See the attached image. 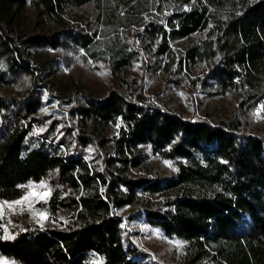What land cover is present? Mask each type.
<instances>
[{
	"label": "trees",
	"instance_id": "obj_1",
	"mask_svg": "<svg viewBox=\"0 0 264 264\" xmlns=\"http://www.w3.org/2000/svg\"><path fill=\"white\" fill-rule=\"evenodd\" d=\"M186 39L195 41L175 64L170 42ZM36 49L104 64L115 82L142 50L153 70L177 65L209 98H242L233 115L192 120L139 89H112L74 98L59 120L42 113V79L27 62ZM0 89V200L50 187L48 222L15 217L1 258L147 264L117 214L133 207L181 242L182 264H264V138L250 128L264 106V0H0ZM151 157L173 174H158Z\"/></svg>",
	"mask_w": 264,
	"mask_h": 264
},
{
	"label": "rangeland",
	"instance_id": "obj_2",
	"mask_svg": "<svg viewBox=\"0 0 264 264\" xmlns=\"http://www.w3.org/2000/svg\"><path fill=\"white\" fill-rule=\"evenodd\" d=\"M32 18L31 9L28 8ZM195 39H186L178 42H170L169 48L172 51V58L175 64L183 57L186 48L193 45ZM68 57L63 58L60 54L48 49H36L28 51L27 62L34 70L35 75L41 76L40 100L43 103L42 113L49 114L52 118L65 119L67 115L64 110L73 105L74 98L81 99V95L95 98L104 97L110 90L116 89L124 96L129 97L138 89L145 97L160 106H166L173 111L181 113L184 117L192 120L203 119L205 114L219 113L223 116L235 114L239 101L242 98L240 92H231L226 96L209 98L203 93V89L190 80L195 77L186 70L178 73L177 65L171 71L151 68V62L147 55L141 50L140 58L133 67L123 76V80L115 82L110 77L104 64H93L79 59L75 54L69 52ZM147 65L148 68L145 67ZM188 73V74H187ZM0 94L8 96V90H1ZM259 110V115L256 113ZM226 117V116H225ZM251 132L264 138V110L259 106L251 114ZM40 130L36 131L39 132ZM116 129L112 128L110 135L115 134ZM147 150V149H146ZM151 166L161 176L173 174L170 163L151 157ZM44 184L45 188L38 186ZM34 186V187H29ZM50 190L46 181L26 185L23 196L28 191L44 192ZM22 196V197H23ZM20 197L19 199H21ZM49 196L47 197L48 200ZM16 199V200H19ZM13 200V201H16ZM46 200V202H47ZM13 201H7L9 203ZM4 201L0 200V203ZM44 200L36 197L30 199L31 208L28 203L15 205V211L5 206L4 216L0 218V237H3L4 230L13 236L16 228L15 217L27 218L29 221L41 226L48 222L43 220L37 222L33 211L46 212ZM24 208V211H20ZM47 214V213H46ZM123 220L122 228L125 235L133 245L145 253L147 257H139L147 264H182L184 254L182 244L177 239L166 238L163 233L151 228L144 222V216L140 209L125 207L117 212ZM26 216V217H24ZM179 245V246H178ZM3 264H16L11 260L0 257ZM199 264H213L202 262Z\"/></svg>",
	"mask_w": 264,
	"mask_h": 264
},
{
	"label": "snow or ice",
	"instance_id": "obj_3",
	"mask_svg": "<svg viewBox=\"0 0 264 264\" xmlns=\"http://www.w3.org/2000/svg\"><path fill=\"white\" fill-rule=\"evenodd\" d=\"M262 109H264V106H262ZM256 115H259V110H258V112L256 113ZM29 187L31 188V187H34V186H29ZM38 187L43 189V188H45L46 186H45L44 184H41V185H39ZM48 196H50V190H48V191H44V192H39V193L34 192V191H28V192H27V193H26L21 199H19V200L13 201V202H11V203H9V202H7V201H4V202L0 203V218H2V217L4 216V214H5V212H4L5 206H6L7 208H9V209L15 211V207H14L15 205H23V204H25V203H28V207L31 208L30 199H31L32 197H36V198H38V199H40V200H44V201L46 202ZM24 210H25L24 208H21V209H20V211H24ZM37 215L39 216V219L37 220L38 223L41 222V221H43V220L48 219V216H47L46 212H39L38 210H37V211H33V216H34V218H35ZM41 227H43V224H42V223H41ZM0 238H2V239H6V240H8V239H14V237L8 233L7 229L4 230V235H3V237H0ZM178 246H179V245H178ZM0 264H3V262L0 261Z\"/></svg>",
	"mask_w": 264,
	"mask_h": 264
}]
</instances>
